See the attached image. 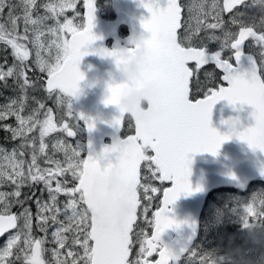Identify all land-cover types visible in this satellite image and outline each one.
I'll return each mask as SVG.
<instances>
[{
	"label": "snow or ice",
	"instance_id": "snow-or-ice-1",
	"mask_svg": "<svg viewBox=\"0 0 264 264\" xmlns=\"http://www.w3.org/2000/svg\"><path fill=\"white\" fill-rule=\"evenodd\" d=\"M75 2L50 0L39 4L38 0H20L19 5H6L5 0H0V14L5 6L9 8L6 23H0V41L11 46L17 61L7 71L0 66V81L7 86V79L13 78L20 93L0 106V121L14 117L17 126L5 127L12 139L21 141L11 151L0 147V186H13L11 192H0V236L16 230L0 250V264H14V261H22V264H151L148 257L157 252L159 259L155 264L178 261L180 255L161 246L160 241L166 230L180 227L169 215V206L182 194L191 195L194 191L189 154L211 152L217 155L223 143L233 136L246 141L254 150L264 151V15L257 20L246 12L236 11L225 21L223 14L233 13L240 6L247 7L246 0H223L222 4L220 0H192L188 19L182 24L184 6L179 0H166L164 7L160 6V0H142L143 7L151 13L150 18L142 21L150 37H133L130 43L134 47L114 51L100 49L99 54L114 57L115 63L120 65L126 53L141 47L148 49L157 65L151 78L159 83L160 94L151 115H127L134 121L129 124V128H134V135L114 137L125 147L120 159V183L109 189L100 179L99 153H90L84 158L78 141L73 146L57 138L49 154L47 138L51 133L59 131L67 137H77L81 120L90 132L96 127L94 119L83 113L77 117L66 99L80 94V83L85 79L80 63L90 54L86 49L99 39L92 31L96 11L93 0L85 3L86 27L74 25L67 17L63 22L60 20L65 9L75 7ZM254 3L259 4L264 13V0H254ZM17 8L20 14L16 13ZM40 8L45 9L44 14L39 13ZM49 20L53 23L49 24ZM182 27L184 31L179 33ZM234 28L237 30L233 31ZM201 32L206 35L201 37ZM250 38L259 47V63L256 54L245 52V42ZM211 42L219 44L218 50L209 49ZM29 44L36 67L47 76L44 84L28 75ZM225 51L231 53L226 58ZM209 64L222 70V81L227 86L210 88L199 79L200 70ZM205 75L214 78V73ZM121 87L109 84L106 105H118ZM38 88H42L49 99L55 97L57 108H66V115L73 122L66 121L64 116L56 121L51 107L29 95V90ZM200 92L203 98L197 97ZM224 99L234 106L251 105L255 125L231 134H221L213 128V108ZM30 100L35 107L29 109ZM125 116L121 113L113 121L118 131ZM34 132L38 134L29 135ZM110 150L109 146L103 149L104 153ZM57 152L64 154L63 162L54 159ZM42 157L47 167L41 166ZM153 180L169 181L173 187L163 190V206L149 220L154 199L149 193L161 191L153 186ZM41 184L33 213L31 206L25 205L35 193L29 195L22 189ZM45 192L47 199L43 198ZM61 195L66 197L63 202L59 199ZM142 199L147 203L138 213ZM14 205L22 209L18 214L11 212ZM140 215L147 224L154 225L151 238L137 224ZM50 226H54V230L49 239ZM34 228L43 235H35ZM49 243L53 247L45 246ZM137 244L139 252L136 258L130 259ZM48 253L51 260L45 258Z\"/></svg>",
	"mask_w": 264,
	"mask_h": 264
},
{
	"label": "water",
	"instance_id": "water-1",
	"mask_svg": "<svg viewBox=\"0 0 264 264\" xmlns=\"http://www.w3.org/2000/svg\"><path fill=\"white\" fill-rule=\"evenodd\" d=\"M82 1V15L84 27H86V0ZM93 3L96 11L92 31L99 39L86 49L90 54L84 56L80 63V70L85 74V79L80 83L81 91L78 97H72L78 116L83 113L84 116L94 119L96 124L95 129L90 132L82 121L86 148L84 158H87L90 153L102 152L105 146H110L113 143L114 137L125 138L128 135H134V128L132 133L122 135L124 122L121 131H118L113 121L120 117L121 113L116 105L104 103L109 94L110 76L116 71V64L114 57L102 56L99 54V50L114 51L134 47L130 43L133 37L139 39L141 36L147 38L151 35L142 26V21L151 17V13L143 7L142 0H110L114 12V17L111 19L101 15L97 0H93ZM160 6H166V0H160ZM120 27L126 29V34L123 36L120 35ZM245 52L249 53L247 50ZM244 67H248L247 61H245ZM216 69L220 72L221 78V83L216 88L227 86L226 82L222 81V70ZM198 98H203V96ZM253 112L254 108L251 105L237 104L234 106L224 99L213 108L211 126L221 134H225L227 125L224 121L238 117L239 127L243 130L255 125ZM189 155L192 158L190 181L194 191L191 195L182 194L173 205L169 206V215L175 218L180 227L166 230L160 241L161 246H167L180 257L188 252L182 250H189L199 234L200 216L206 199L213 190L223 187L243 188L253 179L264 178V151L254 150L246 141H242L237 136L225 141L217 155H213L211 152L190 153ZM164 183L167 185L161 190L159 206L154 210V213L163 206V190L173 187L169 181H164ZM195 189H199V191H195ZM153 234L154 225L148 237L151 238ZM154 254V259L148 257L151 264H155V261L159 259L158 252ZM178 261H170L169 264H178Z\"/></svg>",
	"mask_w": 264,
	"mask_h": 264
},
{
	"label": "rangeland",
	"instance_id": "rangeland-1",
	"mask_svg": "<svg viewBox=\"0 0 264 264\" xmlns=\"http://www.w3.org/2000/svg\"><path fill=\"white\" fill-rule=\"evenodd\" d=\"M78 1L82 2V0H76L75 7L70 9H65L64 14L60 17V20L63 22L65 17L68 19H72L74 25L82 24L84 26V18L83 15H81L76 10V5ZM223 0H220L222 4ZM20 0H5V4H15L19 5ZM50 2V0H38L39 4H44ZM51 2H57V0H51ZM179 2L184 6L182 11V20L181 23L188 19V6L192 3V0H179ZM247 7L241 6L238 9L233 10V13H224V19L225 21H228L232 15L236 11H242L246 12L250 16H255L257 20H259L261 15H264V13L261 12V6L259 4L254 3V0H247ZM9 12V8L7 6L4 7L3 14H0V23H6L7 21V14ZM21 10L19 8L16 9V13L20 14ZM40 14L45 13V9L40 8L39 9ZM35 15V13H34ZM49 24H52L53 21L49 20ZM237 29H233V31H236ZM23 31V24L21 22L20 32ZM184 31V28L182 27L179 30V33H182ZM219 31L217 32V35H219ZM31 35V34H29ZM70 35V34H69ZM201 37L205 36V32H201ZM247 42V41H246ZM30 50V58L28 60L29 65V71L28 75L33 80H39L40 84L45 83L46 74L39 72L38 68L36 67L34 63V51L32 49V45H28ZM210 50H215L219 48V44L217 42H211L208 45ZM2 48H8L10 55L12 56L13 62L10 66L7 67V65L3 64V62L0 64L2 66L4 71H7L9 67H12L13 64L17 63L15 60V57L13 55V50L11 46L7 45L5 42L0 41V49ZM247 51L252 52L253 54H256L257 61L259 63V47L254 45V42L251 40V38L247 42L246 46ZM224 57L226 58L231 53L229 51H225ZM210 68H204L200 70L199 79L201 81L207 82V87L212 88L213 85L217 82V73L214 65L209 64ZM193 66V65H190ZM214 67V69L212 68ZM207 67V66H206ZM34 71V72H33ZM211 72L214 73V78H208L206 77V73ZM219 77V76H218ZM19 89L17 88V94L16 96L12 97L15 98L19 95ZM30 96H36L37 98L43 100L46 104V107H51L53 109V116L56 121H59L61 116H64L65 120L68 122H73L72 118L68 117L66 115V108H57L55 104V97L49 99L47 97V93L42 89L38 88L36 91L29 90ZM71 102L72 105V111L76 114L77 117L78 114L76 112V105L75 101L72 99V97H66ZM9 103V100H7L3 105ZM35 107L34 102L31 100L29 101V109ZM11 122L7 124V126L10 127H16L17 121L14 117H10ZM38 133H30L29 135H37ZM62 139L65 140L66 143L71 144L73 146L76 145L77 141L80 145V148L82 150V155L85 156L86 148H85V130H84V124L82 120L80 121V126L78 129V135L77 137H67L65 133L63 132H54L51 133L50 136L47 138V142L49 143V154H51V144L55 139ZM16 142H13L11 144L7 143H0V147L6 149L7 151H11L14 147H16L21 141L18 142L19 139H12ZM28 159V157H25ZM54 159H59L63 162L64 160V154L62 152H57L54 156ZM41 166L47 167L44 163V158H41ZM145 170L142 165V175L144 174ZM69 180L70 174H68ZM61 180L64 179V177H60ZM259 180L254 182V184L246 185L243 188H232V187H223L216 190H213L209 195H211L210 198L207 199L205 206L202 210L201 216H200V231L197 238L194 240L192 246L188 250V252L183 255L179 261L178 264H212L211 257L213 254L223 259L225 254H231L234 250L243 249L249 258H255L259 257L262 252H264V245H256L252 243L251 240V233L249 230V218L245 211L246 207L253 203L254 200L260 197H264V178H258ZM163 182L158 180H153L152 184L154 187H157L162 190L164 187L162 185ZM71 186V183L70 185ZM43 187V185H35L33 188L24 187L22 189L23 193H27L31 195L32 193H35V196L32 200L28 202V205L25 206H31L33 213L36 212V206L34 203V200L36 197L40 196V189ZM13 190V186L10 184H5L3 186H0V192H11ZM160 193L161 191H158L156 193H149L154 199L151 202L150 210L148 213V219H153V213L154 210L159 206L160 202ZM44 199H47V193H44ZM59 199L63 202L66 197L61 195ZM147 201L142 199L141 202V209L138 210L139 212H142V208L144 204H146ZM16 210V211H14ZM20 205H14L11 208V212L13 213H19L21 211ZM137 224L140 228L144 229L146 234L149 236L151 233L152 225L147 224L143 216L140 215V218L137 221ZM54 230V226L49 227V239L51 238V232ZM139 229H136L138 231ZM16 230H12L9 233L5 234L2 239L0 240V250H2L7 243V240L11 234H13ZM34 233L37 236H42L43 233H40L35 230ZM48 248L53 247L52 244H46L45 245ZM135 256L133 257V254L130 255V259H134L137 256V253L139 252V245L137 244L134 248ZM195 253V255H193ZM154 255L150 257L151 259H154ZM47 260H51V254H46L45 257ZM14 264H22V261H14Z\"/></svg>",
	"mask_w": 264,
	"mask_h": 264
},
{
	"label": "clouds",
	"instance_id": "clouds-1",
	"mask_svg": "<svg viewBox=\"0 0 264 264\" xmlns=\"http://www.w3.org/2000/svg\"><path fill=\"white\" fill-rule=\"evenodd\" d=\"M116 64V63H115ZM156 63L148 49L126 53L123 62L116 64V71L110 76L108 83L122 86L118 105L120 113L131 116L133 113L142 116L151 115L154 101L160 94L159 83L151 78L156 70ZM227 132L231 134L240 130L239 118L234 117L224 121ZM125 145L119 138L109 146V152H100L101 182L109 189H114L120 183V159ZM249 218V230L253 244L264 245V197L257 198L245 209ZM212 264H264V252L259 257L249 258L243 249L225 254L223 259L213 254Z\"/></svg>",
	"mask_w": 264,
	"mask_h": 264
},
{
	"label": "trees",
	"instance_id": "trees-1",
	"mask_svg": "<svg viewBox=\"0 0 264 264\" xmlns=\"http://www.w3.org/2000/svg\"><path fill=\"white\" fill-rule=\"evenodd\" d=\"M97 6L100 9L101 15L104 16L105 18L110 19V18L114 17V12L112 10L111 4H110V0H97ZM76 10L82 15V2L81 1H78L77 5H76ZM120 32L122 34L126 33L125 27H120ZM2 62H3V64L7 65V67L10 66L11 63L13 62L12 56L10 55V52H9L8 48L0 49V64ZM209 66L210 65H208L205 68H210ZM212 68L214 69L213 66H212ZM215 71L219 73V71H217V70H215ZM213 87H216V83L213 85ZM16 94H17V86H16L15 81L13 80V78L9 77L7 79V86H5V82L4 81H0V106H3V104L7 100H10V98L16 96ZM200 96H203V92H200V93L197 94V97H200ZM11 121L12 120H11L10 117L8 119L4 120V121H0V143L4 142V143H7V144H11L13 142H16L15 140H12L11 132L5 127ZM130 123H132L130 117L126 116L125 120H124V126H123V130H122V135H126L128 133H132L133 132V128H129V124ZM19 141L20 140H18V142ZM13 144H15V143H13ZM258 180H259L258 178L253 179L247 185H250L252 183L254 184V182H256ZM162 185L165 186L166 183L163 182ZM209 196L211 197V195H209ZM209 196L207 197V199L210 198ZM14 211H16V210H14ZM1 239H2V237L0 238V240ZM132 254H133V257H134L135 256L134 249L132 250L131 255Z\"/></svg>",
	"mask_w": 264,
	"mask_h": 264
},
{
	"label": "flooded vegetation",
	"instance_id": "flooded-vegetation-1",
	"mask_svg": "<svg viewBox=\"0 0 264 264\" xmlns=\"http://www.w3.org/2000/svg\"><path fill=\"white\" fill-rule=\"evenodd\" d=\"M238 8H240V7H238ZM248 42V41H247ZM247 42H246V44H245V50H247L246 49V46H247ZM216 50V49H215ZM223 56H224V54H223ZM206 66H208V65H205L204 66V68L206 67ZM217 73V72H216ZM219 76V77H218ZM217 82H216V87L221 83V78H220V74L219 73H217ZM216 87H212V88H216Z\"/></svg>",
	"mask_w": 264,
	"mask_h": 264
}]
</instances>
